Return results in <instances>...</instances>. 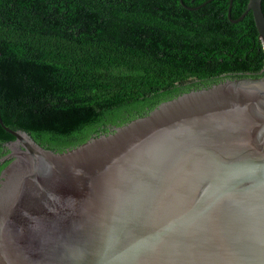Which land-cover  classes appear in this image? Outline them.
I'll use <instances>...</instances> for the list:
<instances>
[{
	"label": "water",
	"instance_id": "95a60500",
	"mask_svg": "<svg viewBox=\"0 0 264 264\" xmlns=\"http://www.w3.org/2000/svg\"><path fill=\"white\" fill-rule=\"evenodd\" d=\"M212 0L193 11L194 14ZM264 48L261 0H248ZM12 136L0 264H264V76L218 80L79 130Z\"/></svg>",
	"mask_w": 264,
	"mask_h": 264
},
{
	"label": "trees",
	"instance_id": "16d2710c",
	"mask_svg": "<svg viewBox=\"0 0 264 264\" xmlns=\"http://www.w3.org/2000/svg\"><path fill=\"white\" fill-rule=\"evenodd\" d=\"M209 0H180L193 11ZM230 0H0V118L37 137L202 84L264 76L251 13ZM248 0H232L231 19ZM264 14V0H261ZM12 136L0 127L1 145Z\"/></svg>",
	"mask_w": 264,
	"mask_h": 264
}]
</instances>
